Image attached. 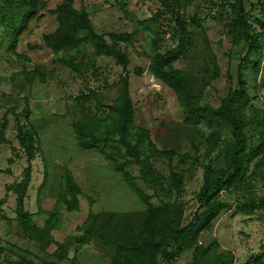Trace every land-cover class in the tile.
Segmentation results:
<instances>
[{
	"label": "rangeland",
	"instance_id": "374dc122",
	"mask_svg": "<svg viewBox=\"0 0 264 264\" xmlns=\"http://www.w3.org/2000/svg\"><path fill=\"white\" fill-rule=\"evenodd\" d=\"M168 2L179 23L159 0H0V264H264V210L235 209L264 201V0L244 4L250 42L235 0ZM240 64L241 169L204 198L206 176L231 172L235 140L217 111ZM18 123L35 134L31 156Z\"/></svg>",
	"mask_w": 264,
	"mask_h": 264
},
{
	"label": "trees",
	"instance_id": "16d2710c",
	"mask_svg": "<svg viewBox=\"0 0 264 264\" xmlns=\"http://www.w3.org/2000/svg\"><path fill=\"white\" fill-rule=\"evenodd\" d=\"M163 6L173 15L176 16L177 14L171 10L170 4L168 0H159ZM248 0H235V9L237 13V23L239 26L242 27L245 39L247 42H250L252 39L251 35V30L250 27L248 26L247 22L245 21V3ZM178 17L176 16V23H179ZM26 23L23 24L22 29L26 26ZM103 46L104 50L103 53H106L108 55L113 56L117 62H121L123 65L127 62L126 59L119 53L117 50H114L113 47H108L107 45H104L103 43L100 44ZM180 46H182V39L180 42V45L177 49L173 51H169L164 55L162 58L166 59L168 57H173L180 51ZM161 58V57H159ZM243 68V65H239V70H238V89L234 91L228 98L223 102V107L222 109L218 110V116L220 119L230 125L232 128V135L235 140V148L231 153V161H232V168L231 172L227 174L225 178H211L209 176H206L204 178V185L201 189L202 191V197L206 198L207 196L210 195V193L216 191L220 187L224 186L227 182H229L232 178L233 175L236 174L240 169H241V158L240 156L243 154L244 149H245V141L244 137L241 131V124L240 120L236 116L234 110H233V105L234 103L238 100L240 97V94L242 93L244 89V81L242 79V74L241 70ZM155 76L157 78L163 80L165 83L169 84V86L175 88L176 85H179L181 83L180 80L176 79L170 74L163 73L162 71L158 70L155 71ZM126 81L123 82V87L126 85ZM127 95V87L126 89L124 88V91H122V97L126 98ZM122 120V119H121ZM125 121L121 124L119 122L117 123L118 126L123 129L125 133H127V125L125 126ZM33 132V131H32ZM30 130H27L24 125H21L18 123L17 126V138L19 139L20 143L24 146L26 151L29 153L31 156L32 148H33V139L35 134L32 133ZM137 144H141V137L136 138ZM124 146L126 148H129L130 146L124 141L123 142ZM134 148V147H132ZM135 149V148H134ZM30 181V171L27 169L25 171V175L19 185V192L17 195L16 199V213L18 214L19 218V223L21 225L22 231L24 233L28 232V225L29 221L27 220V217L23 211V205H24V198L26 194V189L28 187ZM227 206L225 204H220V203H215L209 207V211H218L223 208H226ZM236 212L242 215L250 214L258 209H263L264 210V201H260L258 203L251 202L248 204H236ZM196 229V222L191 220L187 225L178 228L174 235L170 239L169 247L170 250H164L162 252V258L163 260L168 263L171 261H174L183 251L185 248H187L190 239L193 235V232Z\"/></svg>",
	"mask_w": 264,
	"mask_h": 264
}]
</instances>
